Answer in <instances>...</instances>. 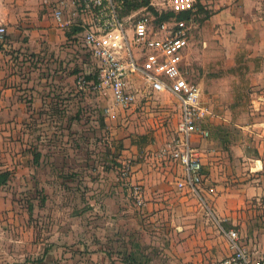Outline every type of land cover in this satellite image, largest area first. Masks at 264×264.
<instances>
[{
    "label": "crops",
    "instance_id": "crops-1",
    "mask_svg": "<svg viewBox=\"0 0 264 264\" xmlns=\"http://www.w3.org/2000/svg\"><path fill=\"white\" fill-rule=\"evenodd\" d=\"M57 2L28 0L25 7L20 0H0V24L6 29L0 42V170L20 166L22 117L49 110L50 57H64L77 36V24L57 27L52 16ZM202 7L208 36L226 57L222 67L232 70V75L212 79L210 83L221 87L212 88L207 101L202 95L212 111L202 124L209 136L193 137L202 156L200 194L206 204L177 190L178 168L157 159L158 148L167 139L164 127L157 126L156 138L144 144L149 154L139 160H135L139 153L131 152L133 146L140 148L127 138L129 152L121 160H133L130 182L143 185V216L161 229L162 239L155 244L158 254L150 264H215L230 252L221 233L229 229L238 232L253 257L264 251V102L255 101L258 95L264 100V0H205ZM59 81L67 86L69 77ZM249 97L256 110L246 107ZM9 208L0 198V212ZM2 233L0 226V238ZM44 259L47 262L50 255ZM6 261H12L11 256L7 259L0 240V264Z\"/></svg>",
    "mask_w": 264,
    "mask_h": 264
},
{
    "label": "rangeland",
    "instance_id": "rangeland-1",
    "mask_svg": "<svg viewBox=\"0 0 264 264\" xmlns=\"http://www.w3.org/2000/svg\"><path fill=\"white\" fill-rule=\"evenodd\" d=\"M20 2L26 7L28 0ZM205 15L193 16L181 66L207 101L212 88L221 87L212 79L232 75V70L222 67L226 57L208 36ZM68 45L64 57H50L49 110L22 117L20 166L7 170L9 178L0 186L3 204L11 207L0 212V240L12 260L5 264H127L124 253L131 249L151 260L158 254L161 229L134 205L127 192L130 180L120 179L117 170L129 152L127 138L140 148L130 151L138 152L139 160L149 154L144 144L156 138L157 126L164 127L167 139L175 134L178 103L160 93L106 118L107 95L76 85L79 76L92 71L86 48L77 37ZM64 76L67 86L59 83ZM251 99L246 107L253 110Z\"/></svg>",
    "mask_w": 264,
    "mask_h": 264
},
{
    "label": "built area",
    "instance_id": "built-area-1",
    "mask_svg": "<svg viewBox=\"0 0 264 264\" xmlns=\"http://www.w3.org/2000/svg\"><path fill=\"white\" fill-rule=\"evenodd\" d=\"M204 1L58 0L52 16L59 28L79 26L75 37L83 43L93 67L91 77L79 76L76 85L81 90L91 88L107 95L110 102L103 106L106 118L124 113L141 97L168 93L176 99L179 115L175 134L162 143L156 156L166 165L178 168L174 180L177 190L187 191L205 205L200 194L204 180L202 156L193 137L209 136L202 124L212 111L202 102L200 88L186 77L181 66L194 14L188 20L177 17L186 11L194 13L196 3L202 5ZM165 13L171 15L158 20ZM5 33L0 24V42ZM138 80L141 85L136 83ZM255 101L264 102L260 95ZM251 102L256 110L254 100ZM133 167L131 158L123 160L117 170L119 178L130 180ZM127 192L137 208L144 207L141 183L130 182ZM222 231L230 252L215 264H264V251L253 257L241 244L236 230Z\"/></svg>",
    "mask_w": 264,
    "mask_h": 264
},
{
    "label": "trees",
    "instance_id": "trees-1",
    "mask_svg": "<svg viewBox=\"0 0 264 264\" xmlns=\"http://www.w3.org/2000/svg\"><path fill=\"white\" fill-rule=\"evenodd\" d=\"M147 2H148V0H145V3H147ZM138 5H139V3L136 4V6H138ZM150 10H152L153 13L156 14V12H154V10L152 8H150ZM201 12L205 13L206 14L205 16H207V13L204 11L202 5L199 3H196V10L194 13H192L191 11H186V12L179 13L177 15V17L188 20V19H190V16L192 14L197 15L198 13H201ZM170 15H171V13H165V14L158 16L157 18H158V20L167 19ZM78 30H79V28H75L74 32H77ZM77 72H79V71L77 70ZM84 77L89 79L91 76L89 74H87ZM142 139H143V136H142ZM9 175L10 174L7 170L0 172V186L6 184L8 178H9ZM124 261L127 264H149V262H150L149 258L143 257L140 254H137V252H134L133 249L128 250L127 253L126 252L124 253Z\"/></svg>",
    "mask_w": 264,
    "mask_h": 264
}]
</instances>
